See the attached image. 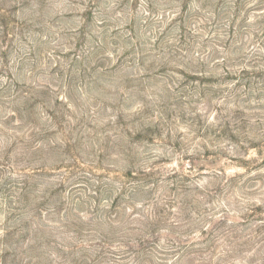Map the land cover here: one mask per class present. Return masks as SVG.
I'll return each mask as SVG.
<instances>
[{
  "label": "rangeland",
  "instance_id": "1",
  "mask_svg": "<svg viewBox=\"0 0 264 264\" xmlns=\"http://www.w3.org/2000/svg\"><path fill=\"white\" fill-rule=\"evenodd\" d=\"M0 264H264V0H0Z\"/></svg>",
  "mask_w": 264,
  "mask_h": 264
}]
</instances>
